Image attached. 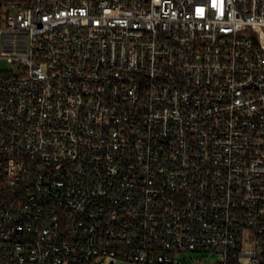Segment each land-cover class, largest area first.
<instances>
[{
	"label": "built area",
	"instance_id": "1",
	"mask_svg": "<svg viewBox=\"0 0 264 264\" xmlns=\"http://www.w3.org/2000/svg\"><path fill=\"white\" fill-rule=\"evenodd\" d=\"M0 46V264H264V0H0Z\"/></svg>",
	"mask_w": 264,
	"mask_h": 264
},
{
	"label": "rangeland",
	"instance_id": "2",
	"mask_svg": "<svg viewBox=\"0 0 264 264\" xmlns=\"http://www.w3.org/2000/svg\"><path fill=\"white\" fill-rule=\"evenodd\" d=\"M14 67L15 64L10 61L9 57H3L0 46V75L10 74L15 70ZM220 262H222V256L217 254L181 253L176 257L173 256L170 264H218Z\"/></svg>",
	"mask_w": 264,
	"mask_h": 264
}]
</instances>
